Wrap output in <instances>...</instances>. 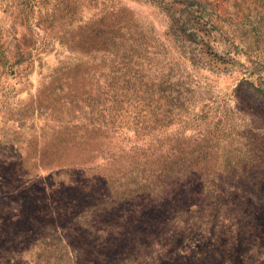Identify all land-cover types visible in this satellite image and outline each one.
I'll use <instances>...</instances> for the list:
<instances>
[{
	"label": "rangeland",
	"instance_id": "obj_1",
	"mask_svg": "<svg viewBox=\"0 0 264 264\" xmlns=\"http://www.w3.org/2000/svg\"><path fill=\"white\" fill-rule=\"evenodd\" d=\"M0 264H264V0H0Z\"/></svg>",
	"mask_w": 264,
	"mask_h": 264
},
{
	"label": "trees",
	"instance_id": "obj_2",
	"mask_svg": "<svg viewBox=\"0 0 264 264\" xmlns=\"http://www.w3.org/2000/svg\"><path fill=\"white\" fill-rule=\"evenodd\" d=\"M98 104L97 102L92 104L91 106L92 112L96 110ZM181 158L182 156L178 157V159ZM166 159H168V156L161 157V159L157 161H149V160L137 161L133 165L135 168H133L131 172L129 171L128 173L127 172L122 173L121 175L116 176V178H114L113 180L118 181L119 179H123L124 182L131 185L129 186L130 188L129 192H126L128 200H130L131 202L135 201V199L138 198V196H144L146 200H148L149 198L161 199V195L163 196V194L168 188V186H166V183H168L169 181L171 182L174 181L178 183L187 178H190V180L192 179L195 182L197 180L200 181L202 177L201 172L195 173V170L193 168L192 170L190 169L188 170V165L187 164L185 165L183 161L181 162V160L183 159H181L180 161L178 160V161H169V162ZM139 165L142 166V168L143 166L152 165L151 169H149L150 171L147 173V176L145 178L139 177L137 175L136 168H138ZM140 179H142V181ZM140 181L141 183L136 185ZM111 189L114 190V187H111ZM115 194L116 193L113 191V193H111V196H109L108 199H105V201L102 204L103 211L104 210L105 212L109 210L111 211L110 208L114 207L116 203L119 202ZM82 213L84 215L81 216L80 214V224L84 228L87 227V229L90 230L89 228L90 225L88 223L90 216H92L93 213L92 211L88 213L87 210H85V212ZM110 232H112V234L115 235L117 234L114 231H110ZM103 238H104L103 235H99L98 238L96 239V245L98 242H99L98 244H104Z\"/></svg>",
	"mask_w": 264,
	"mask_h": 264
}]
</instances>
